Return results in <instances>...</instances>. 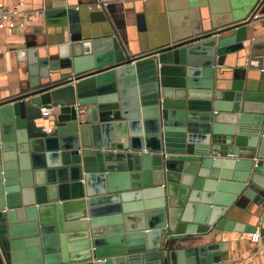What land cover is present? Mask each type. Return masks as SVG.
Masks as SVG:
<instances>
[{"label":"water","instance_id":"water-1","mask_svg":"<svg viewBox=\"0 0 264 264\" xmlns=\"http://www.w3.org/2000/svg\"><path fill=\"white\" fill-rule=\"evenodd\" d=\"M263 1L155 57L128 55L106 0L46 10L57 34L26 40L18 89L0 99V264H136L142 251L156 264H223L224 242L180 243L244 230L264 209V66L251 71L264 64L253 36ZM110 20L103 35L77 33ZM248 48L247 71L216 68L230 54L244 66ZM191 62L197 74L182 67ZM116 170L147 176L129 193ZM95 173L106 190L90 188Z\"/></svg>","mask_w":264,"mask_h":264},{"label":"crops","instance_id":"crops-1","mask_svg":"<svg viewBox=\"0 0 264 264\" xmlns=\"http://www.w3.org/2000/svg\"><path fill=\"white\" fill-rule=\"evenodd\" d=\"M1 1L6 7H13L15 4L20 3L23 10L35 12L33 15L27 16L25 20L19 17L17 19L18 25L14 30L0 29V99H5L14 95L18 89L20 72H22L23 62L25 61L22 60L23 57L19 53L25 47L26 40H39L49 30L53 34V27L46 25L45 11L64 6L67 0ZM70 1L77 2L81 0ZM106 1L109 3L112 15L115 16V20H118L121 30L126 37V51L128 55L136 57L152 53L151 55L155 57L156 51L179 41L188 40L198 35L199 32L219 29L246 19L263 0ZM262 4L264 5V1ZM38 11H42V15L37 14ZM80 12H78L79 18L80 16L87 18L91 15L88 9H84L83 7H81ZM110 23L109 25L107 21H89L87 26H85L86 23L81 24V29L77 33L78 35L82 33L86 36L90 35V37H93L92 35H103L106 29L107 31H111V25V27H114L111 20ZM253 23V36L259 37V43L263 44L259 50L264 51V13L258 15V18L253 20ZM54 34L56 35L57 33ZM238 56L227 55L224 65H218L216 68L220 67V71H232L236 69H245L247 71L249 48L246 49V64L244 66L238 65L240 59ZM262 60L256 58L253 60L256 67L251 68V71H254L253 74L256 73L257 76L259 70L262 69L260 66H264ZM182 67L191 68L192 74H197L200 68L193 62L189 65L184 63ZM49 111L48 113H50ZM84 149H87L86 151H95V148H83L80 146L78 152L82 154ZM137 152L151 153L146 147ZM161 153L167 152L163 150ZM93 155L91 154L89 157L93 158ZM253 159L257 158L254 157ZM262 160L264 164V158ZM99 174L95 173L89 182L90 188L95 192L106 190L108 186L107 179ZM115 174H117L114 175L116 188H129V193L140 190L133 186L143 185L145 182L144 177L147 176L140 170H116ZM81 181L83 184H81V187L85 190V180L81 179ZM101 195H109V192L106 191V193ZM131 200L133 203L144 201V199H138L137 197ZM261 213L262 216L264 209ZM259 218L254 224H250L249 220H244V230L214 229L206 234L186 236L189 240L181 242L180 245H200L207 241L224 242L226 243L227 259L222 262L223 264H264V245L254 243L250 239V234L258 225ZM147 253V251H142L131 255H139V258L135 259L136 264H156L152 256L146 255ZM106 259L105 264H116L114 260H111L114 257H107Z\"/></svg>","mask_w":264,"mask_h":264},{"label":"built area","instance_id":"built-area-1","mask_svg":"<svg viewBox=\"0 0 264 264\" xmlns=\"http://www.w3.org/2000/svg\"><path fill=\"white\" fill-rule=\"evenodd\" d=\"M35 12L25 11L22 9L21 4L17 3L13 7H6L0 0V29L14 30L18 25V18L22 17L23 20ZM42 11L37 14L42 15ZM43 114H47L48 110L43 108ZM85 114L84 106H78V116L83 117ZM250 239L257 244L264 245V214L259 218L258 225L255 230L251 232Z\"/></svg>","mask_w":264,"mask_h":264}]
</instances>
